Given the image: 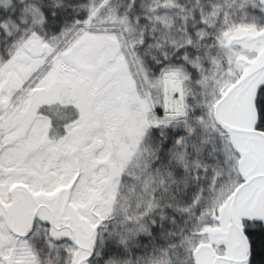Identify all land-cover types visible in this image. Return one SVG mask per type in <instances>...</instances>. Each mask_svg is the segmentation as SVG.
<instances>
[{
    "label": "snow or ice",
    "instance_id": "obj_1",
    "mask_svg": "<svg viewBox=\"0 0 264 264\" xmlns=\"http://www.w3.org/2000/svg\"><path fill=\"white\" fill-rule=\"evenodd\" d=\"M0 264H264V0H0Z\"/></svg>",
    "mask_w": 264,
    "mask_h": 264
}]
</instances>
